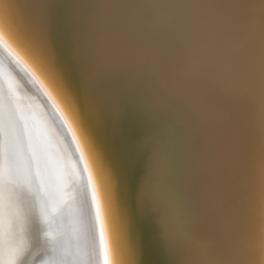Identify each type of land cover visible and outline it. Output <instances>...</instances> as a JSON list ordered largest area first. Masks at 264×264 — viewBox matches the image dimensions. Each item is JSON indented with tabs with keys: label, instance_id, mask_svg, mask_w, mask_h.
I'll use <instances>...</instances> for the list:
<instances>
[{
	"label": "water",
	"instance_id": "1",
	"mask_svg": "<svg viewBox=\"0 0 264 264\" xmlns=\"http://www.w3.org/2000/svg\"><path fill=\"white\" fill-rule=\"evenodd\" d=\"M37 3L45 15L53 0ZM56 4L71 21L63 42L68 51L74 43V64L105 112L118 91L135 110L118 148L135 196L158 213L155 225L143 220L149 240L160 226L178 264H249L264 144V0Z\"/></svg>",
	"mask_w": 264,
	"mask_h": 264
},
{
	"label": "bare ground",
	"instance_id": "2",
	"mask_svg": "<svg viewBox=\"0 0 264 264\" xmlns=\"http://www.w3.org/2000/svg\"><path fill=\"white\" fill-rule=\"evenodd\" d=\"M35 4L36 0H0V22L19 23L22 14L39 25L44 15L35 12L40 7ZM65 52H70L66 44ZM73 72L86 99L100 104L75 64ZM81 127L73 126L77 139ZM118 145L108 137L109 155L135 196L136 177L124 164ZM81 148L87 156L83 142ZM257 154V185L247 219L249 264H264V144ZM89 166L95 179V166L91 161ZM88 177L61 112L23 65L0 46V264H100ZM140 227L149 239L143 220ZM156 253L149 247L145 259L156 264ZM119 256L125 264L132 259L123 246Z\"/></svg>",
	"mask_w": 264,
	"mask_h": 264
},
{
	"label": "snow or ice",
	"instance_id": "3",
	"mask_svg": "<svg viewBox=\"0 0 264 264\" xmlns=\"http://www.w3.org/2000/svg\"><path fill=\"white\" fill-rule=\"evenodd\" d=\"M57 7L53 0L39 25L23 19L22 14L19 23L5 25L0 22V46L41 86L53 106L61 112L69 131L73 132L92 186L100 264H125L119 256L122 246L131 253L128 264H151L145 259L149 247L162 257L159 264H178L175 251L160 226H157L152 240L146 237L140 222L147 220L155 225L158 213L152 205L130 192L126 177L106 147L108 137L114 143H126L136 122L135 110L122 101V91L110 99L114 106L110 116L102 105L86 99L73 72L74 43L66 55L63 42L65 33L70 31L71 21L62 20ZM74 125L82 126L79 139L73 131ZM81 142L88 148L87 156ZM134 160L135 156L128 154V162ZM89 161L95 166V179Z\"/></svg>",
	"mask_w": 264,
	"mask_h": 264
}]
</instances>
